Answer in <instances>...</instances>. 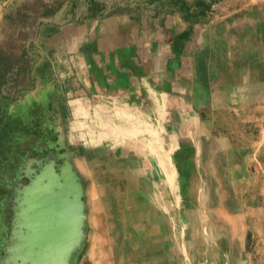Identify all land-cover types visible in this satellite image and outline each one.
Returning <instances> with one entry per match:
<instances>
[{"label": "rangeland", "instance_id": "374dc122", "mask_svg": "<svg viewBox=\"0 0 264 264\" xmlns=\"http://www.w3.org/2000/svg\"><path fill=\"white\" fill-rule=\"evenodd\" d=\"M21 50L0 131L33 127L12 135L0 264L27 161L81 187L70 264H264V96L227 99L264 56V0H0V57Z\"/></svg>", "mask_w": 264, "mask_h": 264}, {"label": "water", "instance_id": "95a60500", "mask_svg": "<svg viewBox=\"0 0 264 264\" xmlns=\"http://www.w3.org/2000/svg\"><path fill=\"white\" fill-rule=\"evenodd\" d=\"M31 164L32 161H27L23 172L28 183L15 187L10 201L8 210L12 221L2 264H70L83 238L81 187L75 177L66 178L52 172L53 179H50L46 177V166L36 172ZM32 197L44 198L30 210L27 206L32 203ZM51 211L56 212L57 225Z\"/></svg>", "mask_w": 264, "mask_h": 264}, {"label": "trees", "instance_id": "16d2710c", "mask_svg": "<svg viewBox=\"0 0 264 264\" xmlns=\"http://www.w3.org/2000/svg\"><path fill=\"white\" fill-rule=\"evenodd\" d=\"M25 59H26V53L24 50L19 51L18 57L14 56V58L11 59L0 57V88L4 87L5 89H7L6 85L9 82L16 80L19 76H25V69L27 65ZM1 98H3V100L8 99V97H6L4 92L0 90V99ZM8 102L10 103L12 101L9 100ZM39 111L40 110L38 107H32L29 111V115H40L41 112ZM32 127L33 126L30 125L29 123L24 124L21 122V120L17 119L15 120V124L13 126L11 125L10 127L6 126V128H3L4 130L0 131V199L1 197H3L5 194L8 193V191L6 190L7 186L4 183V177L7 174L5 172L6 171L8 172L13 169V166L17 161V155L18 153L21 152L20 150H22V148L17 149L18 147H15L13 145V140H12L13 132L15 131H17V133L21 132L20 135H23L25 137H31ZM40 142L45 144L44 138H42ZM43 151H45L46 154H51L52 152L51 149H47V148H43L42 152ZM0 234L1 235L3 234L1 228H0ZM5 242L6 239H4L3 245Z\"/></svg>", "mask_w": 264, "mask_h": 264}, {"label": "crops", "instance_id": "0c3cea01", "mask_svg": "<svg viewBox=\"0 0 264 264\" xmlns=\"http://www.w3.org/2000/svg\"><path fill=\"white\" fill-rule=\"evenodd\" d=\"M256 92L264 96V56L242 65L239 71H231L227 90L228 103L236 107L246 102L248 97ZM92 252L91 245L85 253L88 260L92 259Z\"/></svg>", "mask_w": 264, "mask_h": 264}, {"label": "bare ground", "instance_id": "6f19581e", "mask_svg": "<svg viewBox=\"0 0 264 264\" xmlns=\"http://www.w3.org/2000/svg\"><path fill=\"white\" fill-rule=\"evenodd\" d=\"M92 165V164H91ZM92 169V168H91ZM89 173V172H88ZM7 195V194H6ZM9 205V204H8ZM38 206V205H37ZM128 210V209H127ZM53 219L56 221V223L58 222V219H57V215H56V212L54 213V216H53ZM158 256V255H157Z\"/></svg>", "mask_w": 264, "mask_h": 264}]
</instances>
